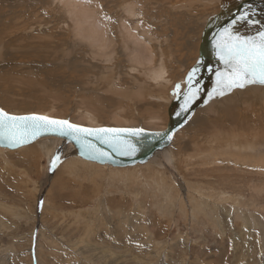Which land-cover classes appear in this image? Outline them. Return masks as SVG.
<instances>
[{"label":"rangeland","instance_id":"1","mask_svg":"<svg viewBox=\"0 0 264 264\" xmlns=\"http://www.w3.org/2000/svg\"><path fill=\"white\" fill-rule=\"evenodd\" d=\"M218 1L221 7H209L213 0H81L116 50L121 20L138 34L147 28L145 48L162 59L169 80L157 87L129 74L123 58L94 60L71 37L66 2L0 0V107L145 129L159 117L158 129L167 105L149 98L174 97L199 55L203 20L213 28L205 61L213 70L220 64L212 41L222 28L245 11L260 23L238 22L237 31L264 28V0ZM128 5L136 21L124 13ZM109 87L132 94L125 99ZM257 89L235 90L232 102L194 117L145 167H91L54 141L0 151V264H264V91ZM215 131L213 145L207 139Z\"/></svg>","mask_w":264,"mask_h":264},{"label":"snow or ice","instance_id":"2","mask_svg":"<svg viewBox=\"0 0 264 264\" xmlns=\"http://www.w3.org/2000/svg\"><path fill=\"white\" fill-rule=\"evenodd\" d=\"M238 22L255 25L260 21L253 19L247 11L241 13L235 19L214 35L212 47L216 60L222 67L215 69L213 87L208 92L205 103L217 96H224L233 89H244L249 85L259 84L264 86V28L258 29L254 35L241 34L236 30ZM199 63V62H198ZM209 71H212L210 68ZM198 68L191 69L184 83L187 90L182 91L181 85L177 84L174 95L182 96L180 116L187 113L200 92L197 79ZM186 122V121H185ZM141 129L125 128H83L72 124L67 120H57L43 115H10L0 109V141L6 142L9 147L35 140L45 133H57L62 136H71L82 149V155L91 159H110V154L102 148L96 147L87 137H95L100 144H106L119 155L131 156L136 152V146L124 134L138 136ZM156 135H167V133ZM170 140L172 137L167 136ZM59 156L52 160L54 168ZM51 170V168H50Z\"/></svg>","mask_w":264,"mask_h":264},{"label":"bare ground","instance_id":"3","mask_svg":"<svg viewBox=\"0 0 264 264\" xmlns=\"http://www.w3.org/2000/svg\"><path fill=\"white\" fill-rule=\"evenodd\" d=\"M59 1L62 3L66 2V4H67L65 14L67 15V17L72 22V27H73L72 32H71V37L74 40H76L77 43L86 45L90 49L91 55H93L92 58L94 60L98 59L101 63L103 62L106 64L107 63L110 64L115 59L117 60L119 58H123L129 64V68H128L129 74L133 75L134 73H137V74L142 75L145 78L144 83L149 82V84L157 86V87H164L166 84L169 83V80L167 79V76H166L165 67L163 66V63H162V59L155 61L153 52H151L149 49L145 48L146 45L147 46L150 45V41L152 40L151 36H148V34H147V28L141 34H138L137 33L138 29L132 30L131 28L127 27L126 22H124L125 20H121L119 27H118V29H119L118 36L121 39L122 44L120 45L121 46L120 50H116L114 36H109V34L107 33V31L105 29V25L102 23V21L99 20L97 17H93L88 12V10L85 8L86 2H83L81 4V0H69V2H67L68 0H59ZM210 1L211 0H209V2ZM214 3H216L217 5L219 4V7H221V4L219 3L218 0H213V3H209L210 4L209 7H211ZM78 5H80V6H78ZM239 5H241V4H239ZM123 11L127 15V17L130 19H134L136 21V19L138 18L134 8L131 5L124 7ZM211 19H210V21H211ZM203 21H204L203 22L204 24L202 26V29L200 30V37H198V40H201V33L204 31V28L207 27V32L209 34V29L211 27V26L209 27V25L207 26V23L210 24L208 20H203ZM37 28L39 31H42V26H37ZM211 29H213V28L211 27ZM198 57H199V55L194 59V63L191 66V68L195 65ZM205 63H208V62H205ZM219 67H222V66L219 65L217 68H219ZM108 70H109V68H108ZM188 71L186 72V74L188 73ZM214 71H215V69H214ZM186 74L180 80L182 90L185 87V83H184L185 78L184 77L186 76ZM205 77H206V75L204 74L202 81H205V79H204ZM115 88L116 87H109V90L112 93H115L116 95L123 97L125 99H127L132 94V93L131 94L129 93V95H128L127 93H125L124 90L120 91V90L115 89ZM246 88H256V89L260 88L257 90H263L264 91V86H261L259 84L249 85V86H246L244 89H246ZM141 89H143V88H141V87L138 88V90H141ZM244 89H233L231 92L227 93L226 95L220 96L218 98H214V99L210 100L209 104H207L206 106L197 109L193 113L194 115L191 116L192 118L190 117L191 120L190 119H189L190 121L188 120L189 122L185 125V127L181 128L180 130H178L177 132L174 133V136L172 138V143L174 142V140H176V136L180 135L181 132L184 129H186L188 124H190V122L194 121L193 120L194 117L196 118L199 114H202V113H205V114L210 113V112L215 113L216 110L218 109V106L222 107L225 101L226 102H232V98L234 97V95L236 97L240 96V92H235V93H232V92H234L235 90H238V91H241V95H243ZM231 93H232V95L230 97H227ZM172 98H170V96L168 98H161V97H154V96L149 98L150 101L153 100L154 102H160L161 104H162V102L163 103L165 102V104L167 105V108L165 109L166 118L161 123V125L159 126L158 129H153V128H156V126L153 124L156 122L155 120H159V117L152 118L153 124L149 127L150 129H145L142 127H130L126 124V122H124L123 127L140 128V129L148 130V131L149 130L150 131H157V130L162 131V130H164L166 128V125L168 122L167 110H168L169 104L171 103ZM224 98H226V99H224ZM215 107H217V109H215ZM39 114L54 118V117H52V115L50 114V111H48V110H43ZM70 121L74 124H79V125L89 127V128H98L100 126H106V125H101L100 123H98L97 117L95 118L94 116H90L89 114L85 115V119L83 122L84 124H81L79 122H74L72 119H70ZM158 122L160 123V121H158ZM115 125H116V127L122 126V124H115ZM213 126H214V124H213ZM219 127H220V125L218 124V128ZM210 134L211 135L213 134V136L211 139L208 138L207 140H209V141L213 140L211 142L214 145V142L216 140H218V133H216V131H215L214 133L211 132ZM207 136H208V134H207ZM49 142H51V141H49ZM56 143L57 142L54 141L53 144H56ZM42 144L45 145L46 141H43ZM0 151L4 152L7 150L0 149ZM70 157H72V160L75 159L76 162L79 161L80 163L90 165L91 167L95 165V164H90V163L84 162L82 160L76 159L72 155H70ZM154 161H155V159H154ZM72 163H71V165H72ZM83 167H85V165ZM101 168H104V167H101ZM121 169H125V168H121Z\"/></svg>","mask_w":264,"mask_h":264},{"label":"water","instance_id":"4","mask_svg":"<svg viewBox=\"0 0 264 264\" xmlns=\"http://www.w3.org/2000/svg\"><path fill=\"white\" fill-rule=\"evenodd\" d=\"M206 38H208L207 27L204 28V31L202 32L201 42L199 47V57L195 65L191 68V69H193L194 67L198 68L197 79L199 81L198 86L200 87L201 90L197 96V99L192 102L189 111L187 113H182L180 116H177L176 113L180 111V104L183 102V100H182V96L180 97L174 96L171 100V103L168 106V110H167L168 122L166 128L162 131L161 130L148 131L141 129L142 130L141 134L138 136H129L128 134H124V138L130 140L136 146L137 150L134 155L131 156L119 155L113 149L109 148L106 144H100L99 140L96 139L95 137H87L86 138L87 140L91 141V143L94 144L96 147L102 148L104 151L108 152L111 157L110 159H105V160L91 159L87 155H82V149L80 144H78L71 136H62L57 133H45L39 136L38 138H36L35 140H31L28 143L21 144L16 147H9L7 146L6 142L0 141V149L7 151H16L27 148L32 145H36L43 141H56L61 144L60 145L61 148L65 147L74 158L90 164H95L101 167L114 168V169L145 167L148 163L149 164L152 163L154 159L158 157V155H160L162 152L170 148L174 133L180 130L181 128L185 127V125L188 123V120L197 109L209 104V101L208 103H205V100L208 99L207 94L209 91H211L213 87V81L215 79V71L213 70V66L211 64L209 65V63H205L206 49H207L206 46L209 45L208 44L209 42L208 40H206ZM210 68L212 69V71H209ZM204 74L206 75V77L204 78L205 81H202ZM186 90H187V85L185 84V87L182 91H186ZM218 97L220 96H217L215 98ZM0 109L2 108L0 107ZM2 110L7 112L4 109ZM9 114L17 115V116L32 115V114L42 115L39 113H21V114L9 113ZM53 119H57V118H53ZM57 120H67L70 123H72L68 119H57ZM75 125H78L83 128H89L79 124H75ZM98 128L140 129V128H126V127H116V126H100ZM157 133L160 134L167 133V135H156ZM168 135L172 137L170 140L167 138Z\"/></svg>","mask_w":264,"mask_h":264}]
</instances>
